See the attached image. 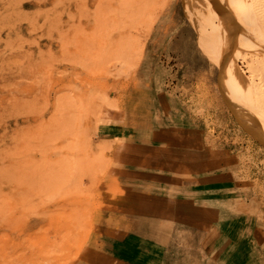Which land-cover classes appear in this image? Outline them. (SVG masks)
Returning a JSON list of instances; mask_svg holds the SVG:
<instances>
[{
  "label": "rangeland",
  "instance_id": "obj_1",
  "mask_svg": "<svg viewBox=\"0 0 264 264\" xmlns=\"http://www.w3.org/2000/svg\"><path fill=\"white\" fill-rule=\"evenodd\" d=\"M186 2L0 0V264H264V142Z\"/></svg>",
  "mask_w": 264,
  "mask_h": 264
},
{
  "label": "bare ground",
  "instance_id": "obj_2",
  "mask_svg": "<svg viewBox=\"0 0 264 264\" xmlns=\"http://www.w3.org/2000/svg\"><path fill=\"white\" fill-rule=\"evenodd\" d=\"M101 3L97 23L109 13ZM185 11L202 51L226 78L239 114L264 142V0H187ZM238 57L247 61L249 75Z\"/></svg>",
  "mask_w": 264,
  "mask_h": 264
},
{
  "label": "crops",
  "instance_id": "obj_3",
  "mask_svg": "<svg viewBox=\"0 0 264 264\" xmlns=\"http://www.w3.org/2000/svg\"><path fill=\"white\" fill-rule=\"evenodd\" d=\"M126 132H127V126H124L123 125V127H117V126H114L113 128H112V134L114 135V136H117V137H121V136H123L124 137V135H126ZM163 143H165V142H160L159 143V146H163ZM136 145V147H138V146H148L149 144H148V142H147V140H143V139H140L138 142H135L134 143V146ZM145 159V161H143L144 163L146 162V160H147V158L145 157L144 158ZM142 160H143V158H142ZM155 161H157V160H155ZM164 173H162V175L160 176L161 178H160V184L159 185H157L156 184V188L158 189H161V190H163V191H167V193L166 194H164V195H166V198H168V197H179L178 195L179 194H188V191L186 190V192L184 191V192H180V191H174L173 190V186H174V175L172 176H170V178L169 179H167V177H165V175H163ZM141 177H143V176H140L139 178V180L140 181H142L143 182V178H141ZM145 177V176H144ZM159 179V178H158ZM147 184V183H146ZM159 186V187H158ZM171 190H172V192L173 193H175V194H171L170 192H171ZM208 193V192H207ZM189 198H188V200H184V201H182L181 200V204H178L179 205V207L182 209H180V211L179 210H176L175 208H172V209H168V208H166L167 210L166 211H169L170 212V214H172V215H174L175 214V212H183V213H188L187 212V209H190L191 211L193 210L192 208V206L193 205H190V204H188L189 203ZM192 201V200H191ZM188 202V203H187ZM172 207H174V206H172ZM178 207V206H177ZM202 211L204 212V213H208L209 215L211 214V210H210V205H208L207 203L206 204H204L203 205V207H202ZM162 212H165V208L164 209H162L161 210ZM166 213H168V212H166ZM188 216L186 215V218H187ZM141 239V238H140ZM147 239V238H146ZM143 240H145V238L143 239ZM142 239H141V242L140 243H145L144 241H143ZM154 241V240H153ZM163 242H160V241H158V240H155L154 241V245L159 249V245L160 244H162ZM156 251H158L157 249H156ZM163 250H161V248H160V251L159 252H162Z\"/></svg>",
  "mask_w": 264,
  "mask_h": 264
}]
</instances>
